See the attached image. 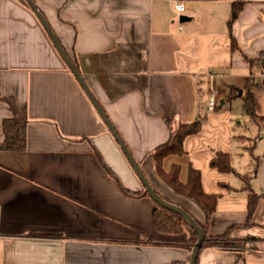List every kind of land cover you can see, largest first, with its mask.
I'll return each mask as SVG.
<instances>
[{
  "label": "crops",
  "instance_id": "obj_1",
  "mask_svg": "<svg viewBox=\"0 0 264 264\" xmlns=\"http://www.w3.org/2000/svg\"><path fill=\"white\" fill-rule=\"evenodd\" d=\"M33 1L150 186L205 221L154 167L170 125L202 119L165 168L179 165L182 182L200 171L218 197L209 233L244 244L203 249L198 264H264V65L249 63L264 64V2L190 0L178 14L168 0ZM2 96L28 123L26 150L0 151V264H190L185 248L146 243L160 236L156 202L27 0H0V143L11 116ZM216 152L234 174L211 166ZM246 183L259 196L251 215Z\"/></svg>",
  "mask_w": 264,
  "mask_h": 264
},
{
  "label": "trees",
  "instance_id": "obj_2",
  "mask_svg": "<svg viewBox=\"0 0 264 264\" xmlns=\"http://www.w3.org/2000/svg\"><path fill=\"white\" fill-rule=\"evenodd\" d=\"M242 7V2L234 4L232 21L238 17ZM233 47L235 48V43H233ZM249 63L259 67L264 65L262 62H255L252 59H249ZM231 95L232 97H235L237 95V90L232 89ZM1 98L8 104L11 116L3 121L5 137L4 141L0 143V151H25L26 127L28 123L26 110L24 108H19L13 97L2 96ZM243 102L247 116L251 120H254L256 117V111L251 92H248L243 97ZM202 127V119H197L190 123H179L176 128L170 125L171 134L169 140L158 146L154 152V167L162 180L169 185L176 194L194 200L203 210L206 219L205 221H200L185 206L178 205L193 218L204 233V239L200 251L203 249H235L242 246L244 244L243 241H238L237 239L230 237L229 234L212 236L209 233L210 223L212 216L216 211L218 197L216 195L207 194L203 191L200 171L190 168L186 182H182L180 179L181 168L179 165H173L170 170H166L165 168V160L172 156H182L185 153L184 142L186 138L199 133ZM97 157L108 174L112 176V173L104 165L98 154ZM211 166L217 168L223 173H235V170L231 165V157L226 153L216 152L211 161ZM120 189L123 193L130 195L123 187L120 186ZM244 190L249 196L248 214L251 215L256 208L259 196L253 193L251 187L247 183ZM143 195H148V193L145 192ZM160 198L168 203L174 204L165 197L160 196ZM153 222L160 236H145L146 243L180 247L192 252L199 235L181 213L173 211L156 202V208L153 213ZM196 264H198V257Z\"/></svg>",
  "mask_w": 264,
  "mask_h": 264
},
{
  "label": "water",
  "instance_id": "obj_3",
  "mask_svg": "<svg viewBox=\"0 0 264 264\" xmlns=\"http://www.w3.org/2000/svg\"><path fill=\"white\" fill-rule=\"evenodd\" d=\"M27 2L29 3L30 7L32 8V10L34 11V13L36 14V16L38 17V19L42 23V25L44 26V28L46 29V31L48 32L49 36L51 37L52 41L54 42V44H55L56 48L58 49L59 53L64 58L66 64L73 71V73L77 77L78 81L80 82V84L82 85V87L84 88V90L86 91V93H87L88 97L90 98L91 102L93 103V105L96 107V109L102 115V117H103L104 121L106 122V124H107L110 132L114 136V138L117 141V143L120 145L121 149L123 150L124 154L126 155L128 161L130 162V164H131L132 168L134 169L135 173L138 175V177L140 178V180L144 184L147 193L156 202H158L159 204H161V205H163V206H165V207H167V208H169V209H171L173 211H176V212L181 213L187 219V221L193 226V228L197 231L199 237H198V240H197L196 245L194 246V248L192 250L191 261H190V264H196V260H197V257H198V254L200 252L201 245H202V242H203V239H204V233H203V231L200 229V227L196 224V222L193 220V218L188 213H186L185 211H183L180 207H178V206H176L174 204L168 203V202L164 201L163 199H161L160 196L155 192V190L150 186L148 180L143 175L140 167L135 162V160L132 157L130 151L128 150V148L126 147V145L124 144V142L122 141V139L119 137V135L115 131L113 125L111 124V122L109 121V119L107 118V116L104 114V112L100 108L98 102L95 100L94 96L90 92L88 86L86 85L84 79L80 75L78 69L71 62V60L67 57L64 49L60 45V43H59L58 39L56 38L54 32L52 31L51 27L47 23V21L44 18V16L41 14V12L36 7L34 1L33 0H27ZM181 19L184 20L185 17H182Z\"/></svg>",
  "mask_w": 264,
  "mask_h": 264
},
{
  "label": "built area",
  "instance_id": "obj_4",
  "mask_svg": "<svg viewBox=\"0 0 264 264\" xmlns=\"http://www.w3.org/2000/svg\"><path fill=\"white\" fill-rule=\"evenodd\" d=\"M170 1L176 13L182 14L186 10V2L190 0H168ZM236 1H258V2H264V0H236ZM182 29V28H180ZM262 74L264 75V67L262 68ZM217 97H218V92L213 91L211 95L209 96V101H208V109L209 110H214L217 106Z\"/></svg>",
  "mask_w": 264,
  "mask_h": 264
},
{
  "label": "rangeland",
  "instance_id": "obj_5",
  "mask_svg": "<svg viewBox=\"0 0 264 264\" xmlns=\"http://www.w3.org/2000/svg\"><path fill=\"white\" fill-rule=\"evenodd\" d=\"M177 206V205H176ZM179 207V206H178Z\"/></svg>",
  "mask_w": 264,
  "mask_h": 264
}]
</instances>
